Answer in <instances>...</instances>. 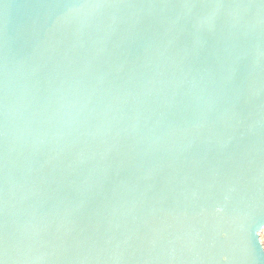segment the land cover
<instances>
[{"label":"water","instance_id":"1","mask_svg":"<svg viewBox=\"0 0 264 264\" xmlns=\"http://www.w3.org/2000/svg\"><path fill=\"white\" fill-rule=\"evenodd\" d=\"M264 0H0V264H264Z\"/></svg>","mask_w":264,"mask_h":264},{"label":"rangeland","instance_id":"2","mask_svg":"<svg viewBox=\"0 0 264 264\" xmlns=\"http://www.w3.org/2000/svg\"><path fill=\"white\" fill-rule=\"evenodd\" d=\"M260 240L262 242V245L264 247V228L259 232Z\"/></svg>","mask_w":264,"mask_h":264}]
</instances>
